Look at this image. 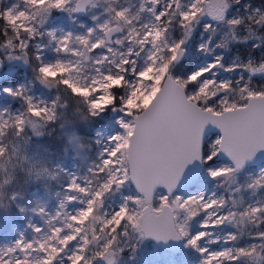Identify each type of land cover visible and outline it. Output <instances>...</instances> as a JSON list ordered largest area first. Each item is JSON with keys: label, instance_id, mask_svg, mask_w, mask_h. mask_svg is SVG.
I'll list each match as a JSON object with an SVG mask.
<instances>
[{"label": "snow or ice", "instance_id": "snow-or-ice-1", "mask_svg": "<svg viewBox=\"0 0 264 264\" xmlns=\"http://www.w3.org/2000/svg\"><path fill=\"white\" fill-rule=\"evenodd\" d=\"M72 2L27 0L35 9L31 15L16 12L14 8L0 10V22H6L14 31L13 36H9L6 30L0 34V47L12 50L7 57L10 61L22 60L28 64L29 57L33 56L40 83L48 87L64 85L82 98L91 117L109 109L122 113L119 125L124 131L110 137L112 146L101 153L106 158L95 174L104 177L103 183L92 190L73 179L68 186L69 192L90 197L86 206L75 215L58 211L47 223L51 227L53 221L63 216L64 227L51 229V235L44 239L25 242L21 234L14 247L0 248V264H31L29 250L46 254L39 264H55L78 238L82 243L67 257L70 264H93V259L104 261V264H117L116 257L123 251L119 248L120 237H127L129 228L138 233L141 240L186 241L187 248L195 249L203 257L200 264H239L241 258L258 257V250L264 249V243L212 251L205 242L218 243L210 238L214 229L225 224H264V195H259L264 193V164L255 175L246 173L248 165L257 160L258 154L264 153V83L254 84L253 80L256 76L264 78V61L259 64L251 59L247 63L225 62V53L231 51L233 43L254 38L259 41L254 48L264 46V34L257 35L252 27L253 24L264 27V7L246 5L249 15L237 17L229 16V11L242 0H146L152 5L148 11L153 14L154 21L140 29L129 28L127 36L116 40V44L123 45L128 41L131 46L126 53L120 54L119 63L110 61L113 69L106 74L98 69V75L88 83L72 77L71 73L78 68L70 62L58 59L46 63L41 45H35V52L30 47L31 41L42 35L33 23L36 17H41L39 24L43 26L53 10H67L70 14L84 12L88 5L95 6L97 0H75L74 7H67ZM106 11L115 15L98 25L105 34L104 38L93 42L94 28L89 29L87 35L76 37L85 52L71 49V33L57 40L55 31L49 32L48 35L57 40V53L71 52L88 58L86 53L107 47L114 33L121 32L134 19L140 18L137 15L130 19L127 9L109 8ZM205 18L210 22L203 23ZM113 21L116 22L114 26ZM220 25L228 30L217 42L215 38ZM245 26L248 35L241 37L239 32ZM201 27L209 38L205 40L203 34L200 36L197 51L202 55L211 54V62L195 71L185 70L190 63H195L190 62L188 51ZM5 36L6 44L3 43ZM146 48L148 55L140 67L133 57H139ZM108 51L113 52V49L108 48ZM105 61H109L107 55L97 63L103 65ZM221 70L229 73L239 70L241 76L236 80L221 79ZM245 71L250 73L248 77L243 75ZM26 91L24 86L3 88L5 94L24 99L29 117L55 121L56 103L51 106L35 103L33 97L25 94ZM233 94L239 95V101L232 100ZM12 124L17 134L23 133L25 114L15 117ZM9 126V121L0 115V136ZM209 126L219 130L215 139L207 138ZM6 153L7 148L0 144V158ZM221 157H225L228 163H222ZM201 171L217 188L225 187L229 197L216 192L208 194L207 191L188 196L177 193L186 174L192 173L191 180L195 185ZM130 183L135 185V193L125 196V202L118 210L101 215L99 210L104 207L106 195ZM245 192L259 198L243 206ZM76 199V196H66L61 201V209H66L67 204ZM242 206L243 210H240ZM34 211L45 212L44 208ZM197 221L201 230L193 232L191 225ZM97 223L100 225L99 234L92 228L90 239L84 225ZM30 227L37 233L42 231L34 225ZM65 229L70 230L68 235H64ZM238 239V233H228L224 243ZM256 239L264 241V231L259 232ZM93 244L97 248L90 258L87 252ZM34 245H38V249ZM17 250L24 253L23 259L14 255Z\"/></svg>", "mask_w": 264, "mask_h": 264}, {"label": "rangeland", "instance_id": "rangeland-1", "mask_svg": "<svg viewBox=\"0 0 264 264\" xmlns=\"http://www.w3.org/2000/svg\"><path fill=\"white\" fill-rule=\"evenodd\" d=\"M246 5H251L253 8L264 7V0H242V3L232 6L229 16L247 17L249 11L246 9ZM74 6L75 0L67 7ZM151 7L152 5L146 3V0H97L95 6L90 5L84 17L78 16L76 12L70 14L67 10H53L51 14L47 15L43 26L39 24L41 17H36V20L33 21L42 35L36 36L31 41L30 47L35 52V45L40 44L43 59L46 63H54L58 59L70 62L74 68H78V71L71 73L72 77L90 83L92 78L98 75V69L106 74L114 68L110 61L119 63L120 54L126 53L127 48L131 46L128 41H125L123 45L116 44V40L127 36L129 28L140 29L142 26L154 21L153 14L148 11ZM10 8H14L16 12H27L29 15L35 11L27 3V0H0V10ZM109 8L117 11L127 9L130 19L137 15L140 18L138 20L134 19L131 25L123 28V33L114 36L107 47L98 49L96 52L86 53L88 58L73 56L71 52L57 53V40L62 39L68 33H71L73 38L70 45L71 49L80 52H85V49L74 38V33L81 36L85 35L84 29L88 31L94 28L95 33L92 36L97 37V40L104 38L105 34L98 25L111 20L115 15L114 12L106 11ZM93 17H97V19H93ZM208 22L210 21L205 18L203 23ZM115 23L113 21V26ZM252 27L257 35L264 34V27L255 24ZM5 30L9 36L14 35L13 29L7 26L6 22H0V34H3ZM53 30L56 33L57 40H53L48 35ZM227 30L226 26H219L215 38L217 42ZM202 34L205 40L209 38V34L204 33L202 27L197 30L196 39L192 41L188 51L190 62L195 63H190L185 70L195 71L205 63L211 62V54L202 55L197 51ZM239 35L241 37L248 35L246 26L240 30ZM16 42L18 43V41ZM3 43H7V36H5ZM258 43L259 41L254 38L247 42L233 43L231 51L225 53V62L228 64L233 61L247 63L251 59L254 63L259 64L264 61V46L259 49L254 48V45ZM108 48H112L113 52H109ZM10 54H12L11 49L0 47V56L4 64V69L0 71V115H2L3 120H8L10 124L4 130L5 134L0 136V144L7 148L6 155L0 158V248L14 247L16 241L21 239V234H23L25 242H33L51 235V229L64 227L63 216L53 221L51 227L47 221L55 217L58 211L75 215L78 210L86 206V201L90 198L79 192H69L67 189L71 181L77 179L81 186H90L92 190L103 183L104 177H98L95 174L98 172V166L101 165L102 160L106 158L102 157L101 153L112 146L110 137L122 134L124 131L119 125L122 113L109 109L97 117H91L87 104L82 98L75 96L70 89L64 85L48 87L40 83L37 79V63L33 56H30L29 63L25 64L22 60H8L7 57ZM104 55L109 57V61H105L103 65L98 64L97 60ZM147 55L148 49L146 48L139 57L133 58L138 61L140 67H143ZM237 55H239V60H237ZM243 75L248 77L250 73L245 71ZM219 76L221 79L236 80L241 76V71L229 73L221 70ZM253 80L254 84L264 83V78L260 76L254 77ZM20 86L27 89L25 94L33 97L35 103L43 102L51 106L55 102L57 112L55 121L46 122L36 117H29L27 115V104L22 97H13L3 92L4 87L19 88ZM58 97L59 99H57ZM239 99L238 94L232 95L233 101H239ZM21 114H25V130L23 133L17 134V129L12 121ZM33 125H35V128ZM217 136L213 135L208 139H215ZM258 170L257 167H248L246 173L255 175ZM89 182H91L90 185ZM198 191H207L208 194L216 192L217 195L229 197L225 187L217 188L204 173H202L195 191H183L178 194L195 195ZM134 193L135 190L131 183L126 184L119 191L113 189L112 192L106 195L104 207L99 210L100 214L103 215L105 212L111 213L118 210L119 206L125 202L124 197ZM68 195L76 196L77 199L68 203L66 209H61V201H64ZM259 195H264V193ZM13 196H15L14 200L12 199ZM258 198L259 196H252L250 192H245L243 206L253 203ZM82 201L85 203H82ZM229 206H231L230 200ZM243 206L240 210H243ZM21 208L24 209L23 212L20 211ZM39 208H44V214L34 211V209L38 210ZM30 225L39 227L42 231L37 233ZM84 227L89 232L90 239L92 228H95L97 230L96 234H99V223L95 225L86 224ZM199 227V221L194 222L191 225V231L198 232ZM69 231V229H65L64 235H68ZM127 231L129 233L127 237L123 235L120 237L119 248L123 251L116 257L117 264H170V262H173V264H200L203 259L195 249L185 246L186 241H184V245L179 252H170L159 246L154 240H141L139 234L131 228ZM261 231H264V224L245 223L236 226L225 224L214 229V234L221 233L222 238H225L228 233H238L239 239L233 243H220L217 248L209 246L207 241L205 245H208L207 247L212 251L225 247L238 248L253 244L259 245L264 243V241L256 239L257 234ZM52 243H55V241ZM81 243L82 241L79 238L72 242L57 258L55 264H62V262L63 264H70L67 257L72 255ZM100 243L102 244V241ZM34 247L38 249L39 246L34 245ZM96 248L97 245H91L87 256L93 257ZM258 251V257L255 259L241 258L239 264H264V249ZM14 255L21 259L24 258V253L20 250H17ZM45 256L46 254L43 252L29 250L28 258L31 264H39V261ZM93 264H104V261L93 259Z\"/></svg>", "mask_w": 264, "mask_h": 264}, {"label": "water", "instance_id": "water-1", "mask_svg": "<svg viewBox=\"0 0 264 264\" xmlns=\"http://www.w3.org/2000/svg\"><path fill=\"white\" fill-rule=\"evenodd\" d=\"M90 7V5H88L87 9ZM87 9L84 12H76V14L80 17H84L87 13ZM123 33V30L121 32H117L114 33L111 37V40L113 39L114 36L116 35H121ZM111 42V41H110ZM0 60L3 61L2 57L0 56ZM4 69V64H0V71H2ZM207 138L213 136V135H219V130L216 129L214 126H209L207 128ZM221 162H228L227 159L225 157H221ZM262 164H264V153L258 154V158L255 162L250 163L248 165V167H257L259 168ZM247 167V168H248ZM195 171V170H193ZM202 171L199 173V181L201 179L202 176ZM191 175L192 173H188L186 174L185 177L182 178L180 184L178 185L177 188V193L183 192V191H195L197 188L198 183H196L195 185L193 184L192 180H191ZM133 189L136 191L135 189V185L131 184ZM147 239H151L154 240L159 246L163 247L164 249L170 251V252H179V250L183 247L184 245V241H175V240H170V241H157L155 239L152 238H147Z\"/></svg>", "mask_w": 264, "mask_h": 264}, {"label": "bare ground", "instance_id": "bare-ground-1", "mask_svg": "<svg viewBox=\"0 0 264 264\" xmlns=\"http://www.w3.org/2000/svg\"><path fill=\"white\" fill-rule=\"evenodd\" d=\"M140 12V11H139ZM140 14H142V12H140ZM152 17V16H151ZM141 21V20H140ZM142 22V21H141ZM142 25V24H141ZM140 25V26H141ZM82 29H84V28H82ZM77 33V32H76ZM84 34L85 35H87L88 34V31H86V29H84ZM76 37H78V34H75L74 33V38L76 39ZM73 39V38H72ZM91 39L92 40H94V41H96L97 40V37H93V36H91ZM74 56V55H73ZM72 60V59H71ZM247 206V205H246ZM201 229H200V227H199V231H200ZM221 234V233H220ZM220 234H214L213 236H212V238H210V239H212V240H218L219 242L218 243H214V244H208L209 246H214L215 248H217L218 246H219V244L221 243H223L224 242V238H222V236L220 235ZM206 244V243H205ZM208 245H205V246H208ZM223 245H225V244H223ZM170 264H173V262H170Z\"/></svg>", "mask_w": 264, "mask_h": 264}]
</instances>
